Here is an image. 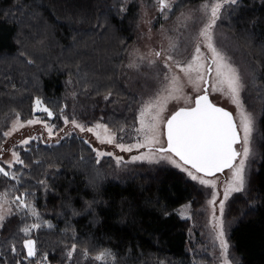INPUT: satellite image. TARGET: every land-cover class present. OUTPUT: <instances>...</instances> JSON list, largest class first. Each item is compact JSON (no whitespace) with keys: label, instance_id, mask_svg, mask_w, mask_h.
Listing matches in <instances>:
<instances>
[{"label":"trees","instance_id":"obj_1","mask_svg":"<svg viewBox=\"0 0 264 264\" xmlns=\"http://www.w3.org/2000/svg\"><path fill=\"white\" fill-rule=\"evenodd\" d=\"M199 1L177 0L176 8ZM257 1L230 5L222 22L255 61L261 99L257 155L249 161L244 190L228 197L224 211L237 264H264V0ZM121 4L0 0V147L17 113L22 120L38 114L37 98L55 112L58 127L64 115L86 125L103 122L116 133L136 123L141 101L126 84L124 64L138 8L131 3L121 15ZM84 141L76 133L51 143L31 140L18 148L23 163L6 167L16 179L0 174V191L24 194L38 213L34 218L22 209L3 220L0 264H25L29 236L38 256L46 254L52 264H66L73 244L90 254L110 250L118 264H200L189 251L191 218L176 209L191 202L197 216L209 188L164 161L118 166L112 155L97 158ZM35 221L40 227L25 236L20 229Z\"/></svg>","mask_w":264,"mask_h":264},{"label":"rangeland","instance_id":"obj_2","mask_svg":"<svg viewBox=\"0 0 264 264\" xmlns=\"http://www.w3.org/2000/svg\"><path fill=\"white\" fill-rule=\"evenodd\" d=\"M176 1L177 0H170V2L173 4V7L170 11H167V18H165V14L158 11L159 5L157 4L156 0H122V4L118 8V12L121 15L126 12L131 3L136 4L138 8L136 35L126 54L124 74L126 76L127 86L136 89L139 94L141 101L139 109L142 106V101L146 102L151 96H154L157 91L161 89L162 84L165 83L163 77L169 71L168 68H165L164 66L166 56L172 55L177 60L188 61L191 59L192 55L195 52V47L199 43L201 52L204 54V56L210 57V53L208 52L207 48L204 47V44L198 37L199 29L203 27L205 19L204 13L200 11V6L205 2V0L185 6L180 9L176 8ZM261 1L262 0H258L257 2ZM229 6L230 4L225 5L221 10V18L217 21V24L214 28V41L217 47L222 49L225 55L229 57L230 60L239 68L245 85L243 91L241 92V99L243 101L244 108L248 112H250L254 118V132L252 134L251 143L252 155H250L248 161L246 162V178L249 161L251 160V158H254L257 155L256 136L259 129L258 119L261 112V99L258 96L256 89L258 88V85L260 83L256 72L257 67L254 65L255 61H253L247 50L236 38L235 34H233L231 31L226 29L225 26L222 25V22L227 19ZM182 13L185 17L190 16L191 19H184L181 16ZM170 40L174 41L177 44L176 49L169 50ZM157 51L162 52V56L160 58H157L155 56V52ZM149 61H155V63L150 64ZM168 63L169 67H171L172 70L171 74L180 77V83L183 87V95H181L179 99L171 100L167 104V108L163 113V119L160 123V144L141 148H133L130 152L121 151L116 147L117 143H122L128 146L136 144L138 142V139H140V137H138L137 133L134 131V128H139L140 126L138 121H136V123L132 126H129L127 128L124 127L123 131H121L120 133L113 132L108 128L115 137L114 143H100V141L97 140L96 136L93 133H90L88 131L81 132L79 128H74L71 123L65 124L64 119L68 118L67 115L63 116V125L58 127L56 123L53 122L55 112L43 102L44 107H47L50 111L53 112V116L49 118L47 117L46 113L38 112L35 117H38L41 120V123L26 125L25 127L20 128L18 131L13 132L12 135L5 136L2 147H0V167H3L6 171H9L12 175H14L11 170H7L6 167H8L9 162L13 160L12 152L18 153V148L20 146H25L21 145L20 142L26 138L36 137V139L51 143L57 142L65 135L76 133L78 136L84 138L85 141H88L92 148L96 150L95 153L97 151L104 153L110 152L115 158L116 163V157H121L122 159L120 163H117L118 166L124 165L127 161H133V156L144 155L148 156V159L140 160L164 161L176 167L177 165H180V167L178 168L181 170L182 168L191 170L189 166L183 165L182 161H180L179 158L175 157L173 154L160 153L155 151V148H158L160 146L165 147L167 144L164 127V122L166 121V119L178 108L192 106L194 104L195 97L200 94V92L194 90V85L192 83H189L188 78L180 71L179 68L175 66V64H173L171 61H169ZM129 65L136 66L130 67ZM192 75L194 78L195 73H193ZM212 75L214 76V72ZM209 80L211 83L212 77H209ZM203 87L204 85L201 84V88ZM70 94L74 95L75 92L71 91ZM209 97L212 102L228 108L233 113V117L236 123L239 124L237 109L233 105V103H231L230 99L227 96L226 86L224 87L223 92H212L209 86ZM139 109L137 115H139ZM71 110L73 113L75 112V104L72 106ZM15 119L16 117L11 121L10 126L7 130H5V132L11 129ZM72 119L73 118L69 120L71 121ZM27 120L28 119H21V122H25ZM75 120L78 123L84 125L86 128H94V126L98 123L106 125L100 121L95 122L93 125H86L83 122L78 121L77 119ZM45 123L52 127L51 136L44 127ZM95 131L100 134L101 138L104 137L105 134L103 128L95 129ZM242 147L243 145L241 144V151ZM162 156L170 157V159H161ZM239 159L240 158L238 157L234 163L238 164ZM172 161H175V163H173ZM184 172L187 176H189L187 171ZM197 175L204 176V174L202 173ZM231 175L232 172L230 169H224L223 172L215 173L212 176H204L205 179L213 181L215 183V188L204 185L209 188V194L206 197L204 204L199 208L201 210V213H199L197 216H192L193 207L191 202H185L179 205L176 209L177 213L181 216V210L185 209V207L188 206L185 218H191L193 224L189 231V251L193 255V258L196 259V261L200 264H224L225 258L221 253L219 241L215 239V231L213 229V208H215L216 215H219V201L224 199V189L228 186L229 181L231 180ZM196 181L198 182V180ZM213 192L216 193V204L209 205L208 201L212 199ZM0 194H3V192L0 191ZM16 198L17 197L8 195H0V214L5 215L6 217L7 215H9V212L5 210H10V213H12L22 209H27L32 217H37L33 216L27 207L18 208L19 201ZM25 201L27 202L26 199ZM223 221L225 225V238L229 245L228 262L229 264H237L230 252V242L228 239V228L231 224L225 218L224 214ZM2 222H0V226ZM38 222L39 221H35V223L39 224ZM27 239L33 240L30 236L27 237ZM35 251L36 255L29 257L26 250L27 260H25V264H52L47 260L46 254L38 256L36 247ZM69 251L71 250H66V253L68 254ZM102 251H99L96 254H90L87 251V256H85V251L76 250L73 252L71 258L68 257L69 260L66 259V264H99V262L94 260L93 257H95ZM17 264L24 263L18 261ZM112 264H118L115 260V256Z\"/></svg>","mask_w":264,"mask_h":264},{"label":"snow or ice","instance_id":"obj_3","mask_svg":"<svg viewBox=\"0 0 264 264\" xmlns=\"http://www.w3.org/2000/svg\"><path fill=\"white\" fill-rule=\"evenodd\" d=\"M159 5L158 11L165 14L167 18V11H170L173 4L170 0H156ZM239 0H205L200 6V11L204 13V24L199 29L198 37L204 44L210 53V57H205L201 52L199 43L195 47V52L191 59L188 61H181L175 59L172 55L165 57V68H168V73L164 75V84L160 90L154 96H151L146 102L142 101V106L139 109V115L137 121L139 122V128H134L137 133L138 142L132 145H124L117 143L116 147L121 151L130 152L133 148H141L146 146L158 145L160 141V123L163 119V113L167 108V104L171 100L179 99L183 95V87L180 83V77L171 74L172 70L169 67V61H171L180 71L188 78L189 83L194 85V90L202 94H198L194 99V106L181 107L173 112L164 122L166 129V143L167 146H160L155 148L156 152L171 153L175 157H178L182 161L183 165L189 166L191 170L182 168L187 171L188 175L193 180H198L202 185H206L215 188V183L204 178V176H212L215 173L223 172L224 169H230L232 172L231 180L228 186L224 189V199L219 201V215H216L215 208H213V229L215 231V239L219 241L221 253L224 256V264L228 262V242L225 238V225L223 221L225 201L229 195L233 192H241L245 188L246 178L245 169L246 162L250 155H252V134L254 132V118L250 112H248L243 105L241 99V92L244 89V81L240 73L239 68L225 55L222 49L218 48L214 41V28L217 21L221 18V10L225 5H236ZM181 16L189 20L190 16L185 17L182 13ZM177 44L170 40L169 50L176 49ZM155 56L160 58L162 52H155ZM150 64L155 61H149ZM135 67L136 65H129ZM214 72V76L212 75ZM193 73L195 77L193 78ZM208 77H212V82ZM201 84L204 85L201 88ZM209 86L212 92H223L224 87L227 88V96L231 103L237 109V115L239 117V124L233 118V114L219 107L211 102L209 98ZM108 96H105L107 100ZM187 102V101H186ZM62 111V110H61ZM43 112L47 114V117L51 118L53 112L47 107H44L43 102L37 98L34 101L33 113ZM41 123L38 117L28 119L25 122H21L20 114H16V119L9 131L3 133L4 136H10L13 132L18 131L20 128L26 125H33ZM64 123H71L74 128H79L81 132L88 131L93 133L100 143L112 144L115 141L114 135L110 132L106 125L96 124L93 127H85L78 123L74 118L70 121L68 118L64 119ZM45 129L49 135H52V127L47 123L44 124ZM103 128L104 137L101 138L100 134L95 129ZM123 131V129H121ZM242 133V135H241ZM36 137H30L22 140L21 145H27L31 140ZM88 143V141H84ZM237 144H242V151H237L234 147ZM96 151L95 149H93ZM151 151V148H150ZM97 157L103 155L111 156L112 153H104L97 151ZM13 160L9 162L8 167L11 168L13 163L22 164L18 153L12 152ZM238 164L234 163L237 158ZM121 157H116L117 163L121 161ZM148 159V156H133L132 160ZM161 159H170V157L162 156ZM175 163V161H172ZM99 163V159L97 160ZM180 167V165H177ZM204 174V176H198L197 174ZM0 174L6 177L16 179L9 171H6L3 167H0ZM0 195L6 196L7 193ZM21 196L16 199L19 201L18 208L27 207L33 216H37L38 213L28 204ZM15 202V201H14ZM209 205L216 204V193H212V199L208 201ZM181 210L180 214L182 218H185L186 210ZM8 211L10 214V210ZM5 215L0 214V222L5 219ZM50 226V225H49ZM40 224L34 223L32 225H26L21 232L28 235L31 229L39 228ZM24 248L27 250L29 257L35 256V241L26 239L23 242ZM76 250V245H72V250L68 252V257L71 258L73 252ZM15 251V248H13ZM87 256V251L84 253ZM94 260L99 264H112L114 261V254L110 250H103L98 253Z\"/></svg>","mask_w":264,"mask_h":264},{"label":"water","instance_id":"obj_4","mask_svg":"<svg viewBox=\"0 0 264 264\" xmlns=\"http://www.w3.org/2000/svg\"><path fill=\"white\" fill-rule=\"evenodd\" d=\"M209 78V77H208ZM200 94H202V93H200ZM210 98V97H209ZM212 102V101H211ZM212 103H214V102H212ZM215 105H217V106H219V107H222V108H224L225 110H227V111H229L230 113H232L228 108H226V107H224V106H222V105H220V104H217V103H214ZM192 106H194V104L192 105ZM192 106H188V107H192ZM181 108V107H180ZM179 109V108H178ZM233 114V113H232ZM234 118V117H233ZM165 132H166V129H165ZM165 137H166V135H165ZM166 146H167V144H166ZM165 146V147H166ZM236 149H237V151H241V144H237V145H235L234 146Z\"/></svg>","mask_w":264,"mask_h":264}]
</instances>
